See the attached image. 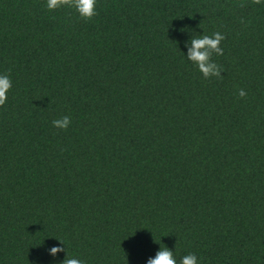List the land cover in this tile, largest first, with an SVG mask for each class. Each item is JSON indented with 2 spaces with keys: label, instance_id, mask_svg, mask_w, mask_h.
Returning <instances> with one entry per match:
<instances>
[{
  "label": "trees",
  "instance_id": "trees-1",
  "mask_svg": "<svg viewBox=\"0 0 264 264\" xmlns=\"http://www.w3.org/2000/svg\"><path fill=\"white\" fill-rule=\"evenodd\" d=\"M96 12L0 0V264H62L56 239L84 264L160 246L177 264H264V0ZM213 32L222 71L204 79L183 54Z\"/></svg>",
  "mask_w": 264,
  "mask_h": 264
},
{
  "label": "clouds",
  "instance_id": "clouds-1",
  "mask_svg": "<svg viewBox=\"0 0 264 264\" xmlns=\"http://www.w3.org/2000/svg\"><path fill=\"white\" fill-rule=\"evenodd\" d=\"M97 0H44V6L48 11H52L62 5L72 8L79 18L90 20L96 14ZM224 39L220 32H213L211 35L199 34L192 36L186 47V54L183 57L192 64L204 79L210 77L220 78L221 66L213 61L212 56L222 55L223 49L219 47L220 42ZM11 88V80L7 74H0V105H3L7 99V93ZM244 89H238L239 97L245 96ZM70 117L65 115L51 121L52 127L65 130L70 125ZM61 246H53L48 249V254L55 257L57 253L64 252L62 264H84L79 257L66 253L64 243L56 239ZM174 251L164 246H160L159 250L151 257H148L144 264H177V260L173 255ZM35 264V262H34ZM179 264H199L198 258L193 253L181 256Z\"/></svg>",
  "mask_w": 264,
  "mask_h": 264
}]
</instances>
